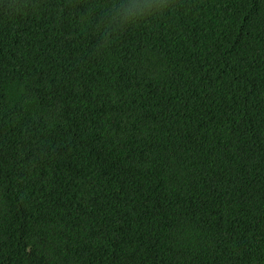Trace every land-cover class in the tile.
<instances>
[{
    "label": "trees",
    "instance_id": "16d2710c",
    "mask_svg": "<svg viewBox=\"0 0 264 264\" xmlns=\"http://www.w3.org/2000/svg\"><path fill=\"white\" fill-rule=\"evenodd\" d=\"M133 2L0 0V264H264V0Z\"/></svg>",
    "mask_w": 264,
    "mask_h": 264
},
{
    "label": "clouds",
    "instance_id": "9594fccd",
    "mask_svg": "<svg viewBox=\"0 0 264 264\" xmlns=\"http://www.w3.org/2000/svg\"><path fill=\"white\" fill-rule=\"evenodd\" d=\"M167 0H142V2H133L128 7L124 8L121 12L117 13V16L129 18L133 15V10L135 14H147L153 10H161L166 6Z\"/></svg>",
    "mask_w": 264,
    "mask_h": 264
}]
</instances>
